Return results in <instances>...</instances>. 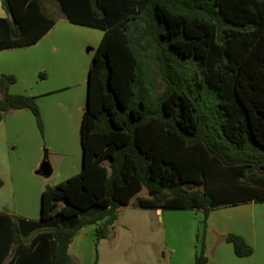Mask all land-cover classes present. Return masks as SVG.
<instances>
[{"label": "trees", "instance_id": "16d2710c", "mask_svg": "<svg viewBox=\"0 0 264 264\" xmlns=\"http://www.w3.org/2000/svg\"><path fill=\"white\" fill-rule=\"evenodd\" d=\"M58 2L71 24L102 32L80 122L81 170L45 188L38 221L0 214V264H74L78 231L95 225L97 242L107 238L133 198L142 210L200 211L204 220L264 204V0ZM0 3L9 13L0 51L32 46L54 26L38 0ZM15 82L0 75V121L29 110L42 130L36 99L8 92ZM225 241L238 258L253 253L239 235ZM207 263L200 247L194 264Z\"/></svg>", "mask_w": 264, "mask_h": 264}, {"label": "crops", "instance_id": "0c3cea01", "mask_svg": "<svg viewBox=\"0 0 264 264\" xmlns=\"http://www.w3.org/2000/svg\"><path fill=\"white\" fill-rule=\"evenodd\" d=\"M38 3L45 16L54 21V26L32 46L0 51V73L16 78L15 84L9 87L8 92L34 97L43 124L42 131L39 132L35 118L29 110L10 111L0 121L3 126L0 139H5L7 144L14 143L19 151L18 156L10 157L7 144L5 149L0 146V173L5 176L10 174L12 179L14 177L17 190V204L11 209L3 208L0 214L25 221L39 220L41 195L47 186H56L81 170L79 129L86 103L88 71L102 37L101 33H93L94 29L71 24L61 11L58 0H38ZM0 4L5 10L2 3ZM54 12H58L57 19L53 16L56 15ZM0 17H9L8 11ZM58 22L64 23L65 26L57 30ZM68 24L83 31L75 34L73 27ZM42 45L45 50L43 54L35 53L33 59L27 55L28 51ZM48 46L51 47L48 49ZM44 162L49 167L47 176L41 173V165ZM22 169L27 170L25 181L22 179ZM23 192L26 194L23 195ZM120 209L107 238L97 242L95 225L83 227L78 231L68 250L74 264H123L113 263L114 257L108 259V263H76L83 257L80 243H89L85 261L92 259L91 244L97 250L102 243L113 244ZM145 211L154 212L159 221H162L166 214V211L161 210ZM162 256L163 264H194L195 260L193 250H187L186 259L177 258L178 261L174 263L173 254L167 259L164 254ZM6 261L9 264V259ZM207 264H211L209 260Z\"/></svg>", "mask_w": 264, "mask_h": 264}, {"label": "rangeland", "instance_id": "374dc122", "mask_svg": "<svg viewBox=\"0 0 264 264\" xmlns=\"http://www.w3.org/2000/svg\"><path fill=\"white\" fill-rule=\"evenodd\" d=\"M3 13H7V10L6 8L4 10L0 4V16ZM54 14L56 15L53 16L57 19L58 12ZM68 25L73 27L75 34L83 31L71 24ZM63 26H65L64 23L58 22L56 29H61ZM93 31H95L93 33L102 34L99 30ZM49 47L51 46L47 48ZM44 52L42 45L28 51L27 55L33 59L35 53L41 55ZM150 65H152L151 68L156 69L153 64L150 63ZM189 65L193 67L191 62ZM0 75L3 74L0 73ZM2 127L0 124V131ZM40 140L43 143L41 138ZM6 144L5 139H0V146H4V149ZM7 152L10 157L19 155L14 143L7 144ZM0 174V211H3V208L11 209L17 204V190L14 177L12 179L10 174V177L8 174L6 176ZM21 175L25 181L27 170L22 169ZM193 188L200 189L201 187ZM25 194L26 192H23V195ZM138 196L148 197L145 189ZM135 201L136 198H133L128 206L120 209L119 220L114 230L116 239L112 242L113 244L102 243L98 250L91 244L92 259L85 261L89 243L86 241L80 243V247L82 246L80 252L83 257L76 263H95V261L108 263L106 261L114 257L113 263L163 264L162 254L166 259L173 254L175 259L172 263H174L178 261L177 258L186 259L187 250H193L196 253L197 249L203 247L204 255L211 264L218 262L221 264H264V204L247 203L236 207L218 208L211 211L206 220L200 211H166L162 221H159L154 212L135 208ZM228 234L243 237L252 247V255L247 258H237L232 246L225 241ZM5 264H8V261Z\"/></svg>", "mask_w": 264, "mask_h": 264}, {"label": "water", "instance_id": "95a60500", "mask_svg": "<svg viewBox=\"0 0 264 264\" xmlns=\"http://www.w3.org/2000/svg\"><path fill=\"white\" fill-rule=\"evenodd\" d=\"M41 173L45 176H47L49 174V167H48V164L46 162H44L42 165H41Z\"/></svg>", "mask_w": 264, "mask_h": 264}]
</instances>
